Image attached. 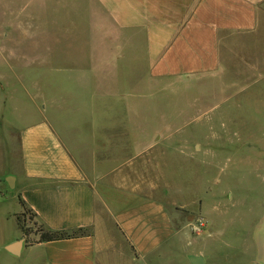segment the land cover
<instances>
[{
  "label": "crops",
  "instance_id": "obj_1",
  "mask_svg": "<svg viewBox=\"0 0 264 264\" xmlns=\"http://www.w3.org/2000/svg\"><path fill=\"white\" fill-rule=\"evenodd\" d=\"M93 1L99 41L90 54L89 37H17L32 43V86L41 103L19 119L26 121L17 133L19 172L0 169V264H191V256L233 264L231 229L198 216L193 186L170 182L159 158L171 151L159 149L146 116L131 113L138 101L118 99L114 61L119 50L139 47L145 70L123 73L133 74L126 84L133 80L142 92L153 82L264 68V0ZM42 2L60 3L32 4ZM36 71L44 79L35 80ZM176 149L184 159L186 148ZM22 202L62 236L23 234ZM79 230L86 233L70 236ZM236 239L248 246L249 232ZM239 258L235 264L244 263Z\"/></svg>",
  "mask_w": 264,
  "mask_h": 264
},
{
  "label": "rangeland",
  "instance_id": "obj_2",
  "mask_svg": "<svg viewBox=\"0 0 264 264\" xmlns=\"http://www.w3.org/2000/svg\"><path fill=\"white\" fill-rule=\"evenodd\" d=\"M32 1L0 0V169L15 173L20 169L17 133L26 123L19 119L32 117L34 102L41 103L32 86V43L17 37H89V54L99 41V10L93 0ZM119 52L114 61L122 80L116 84L118 99L138 101L131 113L146 116L159 149L171 151L159 158L162 165L165 159L170 182L186 190L193 186L198 216L207 220L212 215L216 224L231 229L233 248L227 253L233 264L240 256L243 264H264V68L153 82L142 92L133 80L126 84L133 74L123 73L134 66L145 70L141 50L127 46ZM91 62L88 58L89 68ZM38 73L35 80L44 79ZM116 109L124 114L123 107ZM165 133L168 137L161 138ZM176 147L186 148L184 159L172 153ZM188 197L186 192L183 200ZM19 221L29 234L38 233L40 223L30 213L23 212ZM248 232L249 248H243L237 233L248 238Z\"/></svg>",
  "mask_w": 264,
  "mask_h": 264
},
{
  "label": "trees",
  "instance_id": "obj_3",
  "mask_svg": "<svg viewBox=\"0 0 264 264\" xmlns=\"http://www.w3.org/2000/svg\"><path fill=\"white\" fill-rule=\"evenodd\" d=\"M21 204L23 205V212L26 211V212L30 213L33 218H35V215L32 214L31 211L25 207L23 202ZM17 224H18V227L20 228V230L23 232V234H25V235L29 234V232H27L26 229H24V227L20 224L19 216L17 217ZM85 233H86V231L79 230V231H75L74 233L70 234V236L84 235ZM37 234L39 235V240L40 241H50V240H52L54 238L62 236V235H59L58 233H52V232L47 231L43 227L42 224H40V227H39V230H38Z\"/></svg>",
  "mask_w": 264,
  "mask_h": 264
},
{
  "label": "water",
  "instance_id": "obj_4",
  "mask_svg": "<svg viewBox=\"0 0 264 264\" xmlns=\"http://www.w3.org/2000/svg\"><path fill=\"white\" fill-rule=\"evenodd\" d=\"M12 180H13L12 176L6 178V183L10 188L13 187ZM189 260L191 264H203V259L200 256H191L189 257Z\"/></svg>",
  "mask_w": 264,
  "mask_h": 264
},
{
  "label": "built area",
  "instance_id": "obj_5",
  "mask_svg": "<svg viewBox=\"0 0 264 264\" xmlns=\"http://www.w3.org/2000/svg\"><path fill=\"white\" fill-rule=\"evenodd\" d=\"M202 223V222H201Z\"/></svg>",
  "mask_w": 264,
  "mask_h": 264
}]
</instances>
